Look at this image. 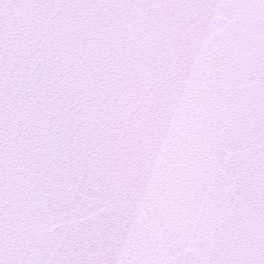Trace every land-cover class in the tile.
Listing matches in <instances>:
<instances>
[{
	"label": "snow or ice",
	"instance_id": "obj_1",
	"mask_svg": "<svg viewBox=\"0 0 264 264\" xmlns=\"http://www.w3.org/2000/svg\"><path fill=\"white\" fill-rule=\"evenodd\" d=\"M0 264H264V0H0Z\"/></svg>",
	"mask_w": 264,
	"mask_h": 264
}]
</instances>
